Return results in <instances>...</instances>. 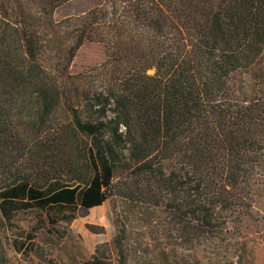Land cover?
<instances>
[{"label": "trees", "instance_id": "16d2710c", "mask_svg": "<svg viewBox=\"0 0 264 264\" xmlns=\"http://www.w3.org/2000/svg\"><path fill=\"white\" fill-rule=\"evenodd\" d=\"M69 1L0 0V264L35 252L19 214L92 208L120 177L122 197L206 225L246 213L264 156V0H104L56 20ZM85 44L104 59L73 72ZM81 264L111 262L96 248Z\"/></svg>", "mask_w": 264, "mask_h": 264}, {"label": "rangeland", "instance_id": "374dc122", "mask_svg": "<svg viewBox=\"0 0 264 264\" xmlns=\"http://www.w3.org/2000/svg\"><path fill=\"white\" fill-rule=\"evenodd\" d=\"M103 2L70 0L56 9L55 19L82 14ZM103 59L100 44H85L76 52L71 69L88 71ZM103 79L101 70L88 76L95 86ZM257 172L249 210L220 212L213 226L197 216L177 215L169 206L126 199L119 194L123 178H116L113 194L92 208L53 207L19 214L16 223L34 235L35 252L22 257L10 251L8 262L43 264L51 259L57 264H81L99 248L111 264H264V156Z\"/></svg>", "mask_w": 264, "mask_h": 264}]
</instances>
